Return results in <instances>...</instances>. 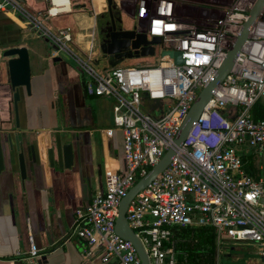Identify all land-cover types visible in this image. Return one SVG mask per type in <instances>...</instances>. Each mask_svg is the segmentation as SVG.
Instances as JSON below:
<instances>
[{"label":"built area","instance_id":"1","mask_svg":"<svg viewBox=\"0 0 264 264\" xmlns=\"http://www.w3.org/2000/svg\"><path fill=\"white\" fill-rule=\"evenodd\" d=\"M202 1L140 0L131 8L130 0H111V9L121 6V14L132 21L125 30L148 41L157 37L160 43L153 45V56L137 58L152 67H110L105 60L97 68L95 58L101 51L95 18L108 13L107 0L102 12L94 9L83 47L80 34L58 25L80 3L42 0L35 9L22 0H0V14L49 43L51 58L65 55L72 60L84 78L87 96L114 100L112 124L113 130L122 133L125 169L105 174L104 191L76 214L67 236L83 241L90 253L99 250L103 264H142L134 246L116 234L120 202L173 146L184 119L239 37L256 0H206L225 6L212 25L179 23L177 4ZM150 4H155L153 12ZM169 52H180L183 63L176 64ZM155 54L158 61L153 59ZM258 100L264 103V12L169 165L135 195L126 210V221L149 264H178L173 243L176 227L212 228L217 250L221 245L251 244L264 260V180L248 174L239 155L244 145L254 150L264 147V115L255 120L251 114ZM27 243L26 259L40 258L31 235Z\"/></svg>","mask_w":264,"mask_h":264},{"label":"crops","instance_id":"2","mask_svg":"<svg viewBox=\"0 0 264 264\" xmlns=\"http://www.w3.org/2000/svg\"><path fill=\"white\" fill-rule=\"evenodd\" d=\"M41 2L27 0L26 4L37 9ZM17 46L22 45L5 49ZM23 46L29 53L34 93L31 97L22 94L18 105L22 130L18 135L24 143L27 177L22 184L16 156L11 161L7 157L6 169L0 173V264H103L99 250L90 253L83 241L67 236L76 214L104 191L105 174L123 169L122 133L113 130L112 111L105 101H95L93 109L86 105L89 96L79 70L61 59L54 62L35 47ZM13 119L11 91L0 78V131L14 133ZM65 143L72 144L70 169L63 166L61 146ZM239 155L245 171L264 180V147L254 150L244 145ZM29 235L41 253L35 260L24 255ZM258 260L264 264L262 258Z\"/></svg>","mask_w":264,"mask_h":264},{"label":"water","instance_id":"3","mask_svg":"<svg viewBox=\"0 0 264 264\" xmlns=\"http://www.w3.org/2000/svg\"><path fill=\"white\" fill-rule=\"evenodd\" d=\"M107 3L108 12H110L111 0H107ZM263 12L264 0H256L249 11L246 22L242 26L239 37L236 39L235 43L228 51L225 60L217 69L212 81L198 96L188 115L184 119L180 131L174 139L173 146L166 151L159 163L155 167H153L146 176L140 179L131 189L128 190L125 197H123L120 202L118 216L115 221L116 234L122 239L129 241L134 246L142 264H149V262L140 241L135 236L134 232L130 229L126 221V210L135 195L143 190L145 186H147L152 180H154L156 176L169 165L172 158L176 154L177 148L180 147L193 123L197 120L203 108L208 103L212 91L218 84L222 82L224 77L230 71L236 55L238 54L242 44L247 39L249 30ZM100 32L103 33L102 30ZM106 37H108L109 40H103L100 43L99 47L101 53L104 56L108 57V65L110 67H115L122 60V58L137 59L146 58L148 56L151 57L154 55L153 45L160 43V39L157 37H154L152 40L148 41L144 35H138L135 34V32L129 30L108 32L106 34ZM167 54L174 59V62L176 64L183 63L180 52H169ZM59 60V57L53 58L54 62H57ZM2 75L5 76L2 77ZM0 76L1 80H5L11 91V104L14 116L11 130L15 131L14 133H11L10 131L5 132L4 130L0 131V173L6 169L5 161L7 157L11 161L12 157L15 155L18 165L19 177L21 183L24 184V181L27 177V172L24 143L18 135L19 132L22 131L19 124L18 105L21 101L23 92H25L27 97H31L32 94L30 59L26 47L17 46L0 51ZM33 147V144L29 146L31 158L34 163L35 154ZM61 154L64 168L70 169L73 165L72 144H63L61 146Z\"/></svg>","mask_w":264,"mask_h":264},{"label":"rangeland","instance_id":"4","mask_svg":"<svg viewBox=\"0 0 264 264\" xmlns=\"http://www.w3.org/2000/svg\"><path fill=\"white\" fill-rule=\"evenodd\" d=\"M26 1L27 0H22V2L25 4H26ZM35 1L38 2L42 0H35ZM74 1L77 3H80L77 6H75L76 8H75L74 14L76 15L70 16L68 22H64L65 20L63 21L61 20V22H64V23H60L58 25L59 26H65V25L70 26L71 28L74 29L76 33L80 34V37L78 38V40L81 41L79 46L83 47L84 45L83 42L85 40L84 38L85 34H87L90 31L89 28L91 26V22L94 20L93 11L95 7L93 4V0H74ZM120 8L121 6L116 7L115 11L119 13V16L121 19V26L123 28L129 29L132 27L131 26L132 21L130 20L128 16L121 14ZM175 11L177 14L176 19L179 21V23L186 24V25H195L196 27H201V26L204 27L206 25H212V23L216 19L221 17L223 12H225V6L222 5V7L221 6L219 7L215 3L211 4L208 1L203 0L200 3V5H193L189 3L177 4ZM103 14L104 13H100L95 18L97 30H98V20ZM7 20L8 19L6 17L0 14L1 23L7 24L8 23ZM15 25H16L15 27H12L13 29L11 28L10 25H9V28H11L10 30L11 32H13L15 35H17L20 38L19 41L16 44H11V45L9 41H4V44L0 43V51L4 50L7 46H15V45L23 46V44L25 43V44L30 45L31 47H35L36 50H38L39 52H42V54L46 56L51 55L53 48L49 43L45 42L44 40L40 38H37L36 34L30 31L29 29L25 30L24 28H21L18 24H15ZM6 27L7 26L5 25V28ZM5 28H3L2 26L0 27V37L2 34L5 33V31L8 32ZM6 37L8 36H5L4 38L6 39ZM97 39H98V35H97ZM12 42H14V40H12ZM74 49L76 51L78 50V48L76 47H74ZM59 58L66 64L70 65L71 68L77 69V67L75 66V64L72 62V60L69 57L65 55H60ZM31 59L33 60L34 57H31ZM153 59L158 61L159 55L155 54ZM95 60L98 61V63H96L97 68H102L105 63V60L107 61V59L103 58L102 53L101 55L97 54ZM36 62L38 61L36 60ZM152 66L154 65L151 63H148V64H144L139 67H152ZM95 101H98V102L100 101L101 104L104 103L105 101L106 102L105 106L108 107L110 111H112V107L114 104V100L112 98L89 97L85 99L86 105H90L92 109L94 108ZM258 252H259V248L251 244H248V245L242 244L238 246L221 245L219 250L216 249L214 260H215V264H248V263L260 264V261L258 260V258L260 257L258 255L259 254Z\"/></svg>","mask_w":264,"mask_h":264},{"label":"trees","instance_id":"5","mask_svg":"<svg viewBox=\"0 0 264 264\" xmlns=\"http://www.w3.org/2000/svg\"><path fill=\"white\" fill-rule=\"evenodd\" d=\"M7 24L15 27L10 21L7 20ZM2 24L3 28L8 31L1 35L0 42L4 44V41H9L11 44H16L19 41V37L11 32L9 25ZM71 24V23H70ZM13 29V28H12ZM5 36L6 39L4 38ZM14 40V42H12ZM145 59L138 61L137 59H126L120 65L124 66H142L145 63ZM252 117L255 120L261 119L264 115V103L262 100H258L251 109ZM173 243L177 256L178 264H215L216 253V240L215 233L212 228L209 227H176L173 228Z\"/></svg>","mask_w":264,"mask_h":264},{"label":"flooded vegetation","instance_id":"6","mask_svg":"<svg viewBox=\"0 0 264 264\" xmlns=\"http://www.w3.org/2000/svg\"><path fill=\"white\" fill-rule=\"evenodd\" d=\"M96 6L97 7L95 8V10L98 12H102L104 9V0L97 1ZM120 20L121 19L118 17L117 12L113 8L111 9L110 12H108L107 14H103L99 18V20H98V41H99V43H101L103 40H105V41L109 40V38L106 37V34L108 32H118V31L124 30V28L121 26ZM101 30L103 31V33L100 32ZM103 58L107 59V63H108V57L103 55ZM125 60H126V58H122V60L117 65L121 64ZM31 91H32L31 96H33L34 93H33L32 79H31ZM22 94H25V92H23Z\"/></svg>","mask_w":264,"mask_h":264},{"label":"bare ground","instance_id":"7","mask_svg":"<svg viewBox=\"0 0 264 264\" xmlns=\"http://www.w3.org/2000/svg\"><path fill=\"white\" fill-rule=\"evenodd\" d=\"M96 1H99V0H93V4H95ZM172 1L173 2H178V0H172ZM139 4H140V0H130V2L128 3V6L133 8V7L138 6ZM158 6L161 7V4L158 3ZM126 7H127V5H126ZM153 8H156L155 4H152V5L150 4V12H153ZM164 9H168V7H165ZM172 13H173V11H172Z\"/></svg>","mask_w":264,"mask_h":264}]
</instances>
